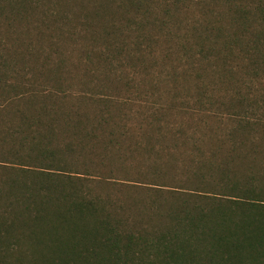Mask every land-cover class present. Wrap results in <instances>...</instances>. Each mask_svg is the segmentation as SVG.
I'll return each mask as SVG.
<instances>
[{
	"label": "rangeland",
	"instance_id": "obj_1",
	"mask_svg": "<svg viewBox=\"0 0 264 264\" xmlns=\"http://www.w3.org/2000/svg\"><path fill=\"white\" fill-rule=\"evenodd\" d=\"M133 1L27 0L11 25L0 16V150L35 153L37 127L76 142L58 156L129 218L155 187L161 202L203 178L221 189L230 158L264 183V0Z\"/></svg>",
	"mask_w": 264,
	"mask_h": 264
},
{
	"label": "trees",
	"instance_id": "obj_2",
	"mask_svg": "<svg viewBox=\"0 0 264 264\" xmlns=\"http://www.w3.org/2000/svg\"><path fill=\"white\" fill-rule=\"evenodd\" d=\"M26 1L0 0V16L11 25ZM9 59L0 62L4 89ZM37 128L24 140L35 153L26 156L23 145L0 150V167L16 174L0 178V264H264V183L256 167L241 165L240 174L230 158L217 168L221 189L203 178L194 188L169 189L165 202L164 188L155 187L148 209L142 202L129 218L122 206L85 191L89 178L77 177L86 173L58 156L76 142L64 150L52 130Z\"/></svg>",
	"mask_w": 264,
	"mask_h": 264
}]
</instances>
